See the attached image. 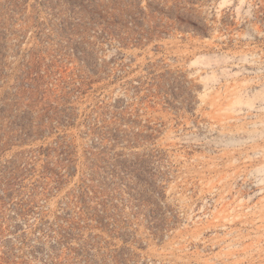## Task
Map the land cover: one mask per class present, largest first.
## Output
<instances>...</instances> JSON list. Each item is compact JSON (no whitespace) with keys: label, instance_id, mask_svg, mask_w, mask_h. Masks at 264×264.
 Instances as JSON below:
<instances>
[{"label":"rangeland","instance_id":"rangeland-1","mask_svg":"<svg viewBox=\"0 0 264 264\" xmlns=\"http://www.w3.org/2000/svg\"><path fill=\"white\" fill-rule=\"evenodd\" d=\"M0 264H264V0H0Z\"/></svg>","mask_w":264,"mask_h":264}]
</instances>
